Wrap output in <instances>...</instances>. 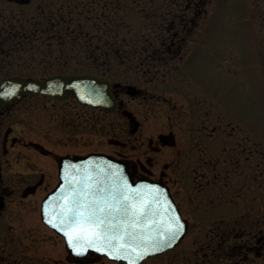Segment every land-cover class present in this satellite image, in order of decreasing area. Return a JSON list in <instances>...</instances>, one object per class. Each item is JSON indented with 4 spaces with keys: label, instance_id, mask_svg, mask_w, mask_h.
I'll list each match as a JSON object with an SVG mask.
<instances>
[{
    "label": "rangeland",
    "instance_id": "374dc122",
    "mask_svg": "<svg viewBox=\"0 0 264 264\" xmlns=\"http://www.w3.org/2000/svg\"><path fill=\"white\" fill-rule=\"evenodd\" d=\"M43 1L48 0H35L36 3ZM57 1L65 6L68 2L90 6L91 1L95 0ZM153 1L156 5L157 0ZM144 4L143 0H121L120 8L110 17L117 26L114 32L102 30L103 27L108 29L111 23L101 15L94 18L90 14L89 17L79 15L77 23L82 29L86 27L82 32L89 30L93 34V40H101V43L107 39H118L117 49L127 51L135 47V40H140L138 44L141 46L144 44L143 39L156 41L159 34L149 29L147 17L141 14L139 8ZM35 6H24L27 16L44 22L43 15H29ZM192 14L193 10H188V15ZM197 14L196 29L189 33L183 43L182 49H187L182 58L180 55L179 58L172 57L173 60L167 64L157 62L154 67L156 72L149 74L141 71L142 64L115 62L114 71L107 70L104 76L95 74V70L89 66L92 59L84 53V49L78 50L79 53L68 50L67 54H60L59 48L52 46L48 53L43 43L35 41L33 47L17 46L11 50L10 46L3 44L5 22L4 15H0V81L10 75L44 79L53 73H86L108 80L130 81L136 85L148 80L150 87H159L171 99V104L179 108L178 111L175 108L168 112L176 126L175 135L186 138L189 125L194 131L197 137L194 158L189 156L177 160V169L168 172L171 191L181 212L189 220V228L177 246L148 258L142 264H194L196 259L200 263L201 253L208 241L207 234L220 231L223 226L233 224V221L236 224L233 233L244 231L247 234L258 230L260 235H264V0H208ZM12 18L14 24L21 22L20 15L12 14ZM10 19L8 23H12ZM92 21L99 24L100 28L94 30ZM129 39L133 41L132 46ZM151 50L148 47L146 54L155 55L150 53ZM163 66L166 67L163 69ZM80 68L82 71H77ZM32 97L36 137L51 142L59 137L73 135L55 113L63 106L76 104L74 100L54 101L42 94ZM138 100L131 102L137 116L141 114ZM157 123L158 120L149 122L143 119L142 130L154 132L163 129L161 124L166 127L169 122L165 120ZM123 125L116 118V135ZM108 135L110 133L105 131L104 138ZM139 135L141 132L132 138ZM103 144L104 147L106 142L103 141ZM92 148L90 142L84 143L85 151ZM159 165L158 162L152 170L159 173ZM225 169L234 178L237 177V181L243 178V185L241 183L238 188L224 187ZM46 176L45 187L31 196V210L23 211L20 208L16 214L36 217L32 226L33 231L39 234L34 242L38 255L36 258L31 257V254L20 256L15 249L8 253L12 245L3 244L0 239V247H7L4 262L0 264H69L64 261L54 263V259H63L66 253L64 241L39 221V200L57 181L55 170ZM39 249L43 250V254L39 255ZM256 253L249 252V262L245 264H264V248L260 247L258 255Z\"/></svg>",
    "mask_w": 264,
    "mask_h": 264
},
{
    "label": "flooded vegetation",
    "instance_id": "af4514ba",
    "mask_svg": "<svg viewBox=\"0 0 264 264\" xmlns=\"http://www.w3.org/2000/svg\"><path fill=\"white\" fill-rule=\"evenodd\" d=\"M120 1L95 0L91 1L90 6L68 2L65 6L57 0L38 3L35 0H0V15H4L5 22L2 31L6 33L3 44H7L12 50L17 46L33 47V42L36 41L39 44L43 43L47 47L45 51L48 53H50V47L57 46L60 54H67L68 50L79 53L78 50L86 49L87 56L92 59L90 63L107 64V69L104 71H100V68L96 66L94 72L97 75L103 76L108 71H114L115 62H118L117 64L125 63V65H131L133 62L137 65L142 64L143 70L141 71L149 74L154 71L157 62L167 64L173 60L172 57L179 58V55H182L183 43L187 40L189 33L196 29L197 13L201 11L202 6L208 0H157L156 5L153 0H143L145 6L139 8L140 12L147 17L149 29L159 32V34L156 36V41L143 39L144 44L141 46L138 44L140 40H135V47L132 48L134 56L132 49L120 50L122 55L119 54L118 39H116L117 41L107 39L100 43L101 40L91 38L93 34H90L89 30L82 32L86 27L82 29L80 23H77L79 15L89 17L90 14L91 18L101 15L111 23L108 25V29L103 27L102 30L116 31L117 26L114 21L112 23L110 17L115 15L114 12L120 8ZM30 4L36 6L31 8L29 15H43L41 17L44 22L40 23L41 19L27 16L24 6ZM188 10H193V14L188 15ZM12 14L20 15L21 22L19 24H14L13 18L10 19ZM9 19L12 23L7 22ZM22 20L28 23H24ZM94 22L92 21L91 25L93 26L91 27L94 30L99 29V24H94ZM94 36L97 35L94 34ZM98 38L100 37L98 36ZM128 42L132 46L133 41L129 39ZM147 42L148 44H146ZM148 47L152 49L150 53L155 55L146 54ZM168 53H172V55L167 56ZM99 56L102 58L99 59ZM165 67L163 66V69ZM77 71L82 70L80 68ZM109 90L116 100V107L112 110L79 103L73 92H70L65 100L71 98L76 104L63 106L55 114L60 117V122L72 131L73 135L59 137L51 142L43 141L34 135L32 96L40 95L39 93L26 92L21 98L7 102L0 109V196L3 199L0 209V229L2 230L0 239L3 244L12 245L8 253L15 249L14 251L20 256L31 254V257L36 258L38 255L34 249V242L39 238V234L33 231L32 226L36 217H23L16 214L19 213L20 208H23V211L31 210V196L35 195L41 187H45L46 175L55 170L57 178L61 156L77 158L88 152H104L127 162L130 172L135 178L151 177L168 185H170L168 172L171 169H177L176 161L187 159L189 156L194 158L197 137L190 125L188 126L190 129L185 135L186 138L182 139L175 135L176 126L168 112L175 108L178 111L179 108L176 104H171V99L167 98L159 87H150L148 80L140 85L130 81L110 80ZM44 96L57 101L49 95ZM135 99H139L140 102L141 114L139 116L134 112L133 104H131ZM89 110L93 112L88 113ZM128 111L132 112L130 116ZM116 118L124 124L117 135ZM143 119H147L149 122L158 120L157 125L165 120H168L169 123L166 127L161 124L163 129L148 132L142 130ZM135 125H137L135 130L131 131ZM105 131L110 133L106 138H104ZM140 132L139 137L132 138ZM83 135L86 137L83 138ZM100 141H102V145ZM103 141L106 142L104 147ZM87 142H90L93 148L85 151L83 147ZM158 162L161 168L159 173H156L152 169ZM225 170L223 174L224 187L238 188V182H242L243 178H239L237 181V177L234 178L227 169ZM47 184L49 185L50 182L47 181ZM42 197L39 200L38 209ZM39 221L49 229L41 221L40 216ZM235 225V221H233V224L223 226L220 231L207 234L208 241L205 250L201 253V262L199 263L196 259L194 264H212L214 261H217L218 264H245L249 262L247 261L249 252L255 251L258 255L260 247L264 248V235H260L258 230L250 231L247 234L244 231L233 233ZM30 247L31 249H28ZM6 249L7 247L1 245L0 262H4ZM42 251L39 249L41 252L39 255L43 254ZM65 252L63 259L56 258L54 263L64 261L69 264H124L111 261L96 253H89L85 257L78 258L69 255L66 250Z\"/></svg>",
    "mask_w": 264,
    "mask_h": 264
},
{
    "label": "water",
    "instance_id": "95a60500",
    "mask_svg": "<svg viewBox=\"0 0 264 264\" xmlns=\"http://www.w3.org/2000/svg\"><path fill=\"white\" fill-rule=\"evenodd\" d=\"M109 87L108 81L90 75L56 74L45 79L10 76L0 83V108L7 102L20 98L26 91L66 98L68 91L71 90L81 102L113 109L116 100L111 95ZM85 185L92 189L99 187L101 192L116 193L118 202L122 203L120 199L122 194L125 199L130 198V204L143 202L147 208L142 216L135 219L134 231L131 229L128 233L121 231L119 233L121 238L112 241L113 247L101 242L95 247L89 246L85 247L84 251H79L81 245L74 248L72 246L74 241H69L67 232L56 226L60 224L61 227H67L65 216L74 210L73 197ZM2 204L3 200L0 197V208ZM40 213L43 222L64 237L70 254L82 257L89 252H95L128 264H139L147 256L175 246L184 237L188 228L187 220L182 217L166 185L148 179L134 180L127 163L103 153H88L77 159L61 158L59 181L42 200ZM121 220L127 222L128 217H121L118 214L111 226L116 227ZM177 223L181 226L180 230L176 232L174 239H170L169 233L175 229ZM149 237L151 240L146 239ZM152 242H159L160 246L149 251L147 245ZM115 245H131V248L117 256L115 253L118 248ZM109 251L114 254L109 255Z\"/></svg>",
    "mask_w": 264,
    "mask_h": 264
},
{
    "label": "snow or ice",
    "instance_id": "6c2138e0",
    "mask_svg": "<svg viewBox=\"0 0 264 264\" xmlns=\"http://www.w3.org/2000/svg\"><path fill=\"white\" fill-rule=\"evenodd\" d=\"M120 199L122 203L117 201L116 193L101 192L99 187L92 189L85 185L73 197L74 210L67 216L61 213L62 216H65L67 227H61L60 224L56 226L60 227L61 231L67 232L69 241H74L72 244L74 248L81 245L78 248L79 251H84L85 247H95L97 243L101 242L113 247L112 241L121 238L119 233L121 231L128 233L130 229L134 231L135 219L147 211L143 202L130 204V198L125 199L122 194ZM118 214L121 217H128V221L121 220L116 227H112L111 225ZM176 219L178 220V218ZM180 227L179 223L175 225V229L169 233L170 239L175 238ZM146 239L151 240L150 237ZM158 246H160L159 242H152L147 245V249L150 251ZM115 247L118 248L115 255L119 256L120 252L131 248V245H115ZM108 254L113 255L114 253L109 251Z\"/></svg>",
    "mask_w": 264,
    "mask_h": 264
},
{
    "label": "trees",
    "instance_id": "16d2710c",
    "mask_svg": "<svg viewBox=\"0 0 264 264\" xmlns=\"http://www.w3.org/2000/svg\"><path fill=\"white\" fill-rule=\"evenodd\" d=\"M85 51H84V53L87 51L86 49H84ZM118 54V53H117ZM119 54L120 55H122V53H121V51L119 50ZM95 65H93L92 63L89 65V66H91L95 71H96V66L98 67V68H100V71H101V69L104 71V68L106 69V67H107V64H102V63H94ZM103 65V67H100V66H102ZM104 65H106V66H104ZM104 74V73H103ZM106 75V74H105Z\"/></svg>",
    "mask_w": 264,
    "mask_h": 264
}]
</instances>
